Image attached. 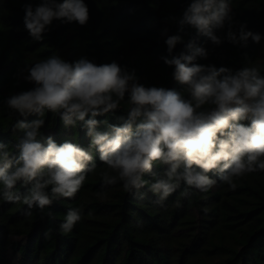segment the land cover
<instances>
[{
	"label": "trees",
	"instance_id": "16d2710c",
	"mask_svg": "<svg viewBox=\"0 0 264 264\" xmlns=\"http://www.w3.org/2000/svg\"><path fill=\"white\" fill-rule=\"evenodd\" d=\"M40 2L0 0V143L7 145L13 159L19 155L15 145L23 135L13 126L25 118L5 99L33 88L24 79L26 65L52 55L67 62L87 58L98 65L116 61L134 69L139 83L175 89L188 98L172 76L174 68L161 59L169 55L167 36L179 35L182 42L172 55L187 54V44L195 40L208 56L194 63L233 71L256 66L264 76V0H231L233 31L238 33L244 25L246 31L262 36L260 44L249 38L246 46L226 39L227 26L215 30L222 39L218 46L190 25L181 26L179 20L191 0H84L89 9L86 25L54 20L43 39L36 41L24 26L23 6ZM127 101L126 93L116 110L96 117L101 121L98 131L122 125ZM36 118L33 113L26 119ZM43 118L42 142L51 137L57 144L67 141L90 148L83 122L65 127L59 115L48 112ZM91 151L96 168L86 174L74 197H53L43 211L0 198V264H264V170L235 179V188L210 172L217 183L207 192L190 188L191 195L182 196L187 185L181 182L161 201L150 186L164 176L166 165L154 162L158 175L145 174L148 183L129 193L122 181L104 186L101 174L116 173L100 161L95 149ZM26 190L23 184L16 185V191ZM45 191L52 195L51 186ZM69 209H80L81 220L70 232H62L60 225Z\"/></svg>",
	"mask_w": 264,
	"mask_h": 264
},
{
	"label": "clouds",
	"instance_id": "9594fccd",
	"mask_svg": "<svg viewBox=\"0 0 264 264\" xmlns=\"http://www.w3.org/2000/svg\"><path fill=\"white\" fill-rule=\"evenodd\" d=\"M23 7L24 26L36 41L43 39L54 20L81 26L89 20L84 0H41ZM179 23L190 25L197 35L217 46L222 39L215 30L226 26V39L234 45L246 46L249 38L256 44L262 40L260 33L246 31L244 25L238 33L233 31L236 22L231 0H191ZM181 42L179 35L167 36L169 55L161 59L174 68L172 76L184 86L188 98L175 89L139 83L134 69L116 61L98 65L87 58L67 62L52 55L26 65L24 79L34 87L5 99L7 106L25 119L13 126L23 132L15 145L16 158L0 143V198L43 211L53 197H74L86 174L96 168L92 149L116 173L101 174L104 186L122 181L129 193L148 183L145 174L158 175L153 171L154 162L166 165L164 176L150 186L161 201L181 182L187 185L182 196H190V188L207 192L217 183L210 172L235 188V179L264 170V76L259 68L233 71L196 64L198 57L207 58V50L193 40L187 44V54L172 55ZM126 93L129 107L127 118H120L122 125L98 131L101 121L96 117L116 110ZM48 112L59 115L65 127L83 122L91 137L90 148L67 141L57 144L51 137L42 142L40 129ZM33 113L37 118L28 122L27 116ZM18 183L26 186L24 193L16 191ZM49 186L51 196L45 191ZM80 220V209H69L60 230L70 232Z\"/></svg>",
	"mask_w": 264,
	"mask_h": 264
}]
</instances>
